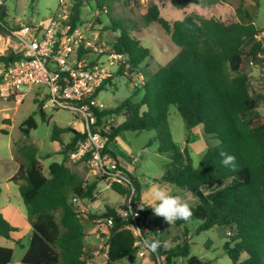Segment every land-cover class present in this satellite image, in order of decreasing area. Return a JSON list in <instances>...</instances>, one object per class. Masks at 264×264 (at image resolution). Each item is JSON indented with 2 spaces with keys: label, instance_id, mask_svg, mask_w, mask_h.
<instances>
[{
  "label": "trees",
  "instance_id": "obj_1",
  "mask_svg": "<svg viewBox=\"0 0 264 264\" xmlns=\"http://www.w3.org/2000/svg\"><path fill=\"white\" fill-rule=\"evenodd\" d=\"M91 1L98 11L106 14L109 28L118 32L108 47L122 59L106 82L125 75V70L144 75V83L136 87L137 92L143 90L142 98L133 102L127 97L115 107L94 110L92 131L108 137L104 150L116 159L109 145L119 132L154 130L156 134L150 142L158 144V152L166 159L157 180L189 191L198 199L191 206L192 216L188 221L166 222L168 234L173 236L170 240L169 235L156 230L159 217L152 209L140 208L139 179L124 170L131 185L112 182L110 188L124 196L126 202L117 209L106 205L102 212L87 213L88 220L97 226V233L106 236L103 245L96 249L105 252L107 264H112L136 252L138 239H147L159 241L155 252L148 249L154 264H159L158 259L163 264H177L178 259H184V264H201L198 257L190 254L188 235L195 221L197 233L215 226L223 229L222 250L232 264H264V115L259 112L264 107V78L257 79L260 89L253 93V77L245 69L247 62L259 60L258 54H264V38H256L264 28L253 22L259 0H255L252 13L245 8L244 0H172L179 8L192 2L201 6L227 2L234 6L233 13L225 19L193 12L172 22L160 15L156 4H149L141 15L143 23L159 24L178 47V52L154 71L142 66L150 51L130 33L137 29L136 22L113 16L117 6L132 13L138 1L72 0L68 13L72 27L82 23V6ZM9 16L3 0L0 33L7 34L14 28ZM20 57L9 50L0 55V61L9 63ZM171 106L184 121L186 142L199 125L208 138L217 140L216 144L207 146L197 167L193 166L186 145L181 148L171 137L168 124ZM36 107L44 118L37 99ZM116 116L121 120H116ZM6 122L9 121L3 119ZM35 127L30 115L19 125V130L28 135ZM65 132L71 133V137L62 142L60 135ZM85 137V132L71 126H53L51 139L61 143L63 160L52 162L48 175L42 171L38 148L33 142L24 138L13 143L19 165L10 180L18 183L32 228L28 247L20 260L22 264H85L94 256L95 249L85 241L84 219L75 200L94 199L99 179L88 181L67 163L69 153ZM221 152L235 156V171L222 164ZM131 187L134 194L129 208ZM121 211H127V215L122 216ZM134 212L140 216L134 217ZM108 218L112 223L104 231L97 219ZM129 224H141L147 230L138 237L127 227ZM15 230L0 214V236L9 239ZM12 260L13 249L0 245V264H11Z\"/></svg>",
  "mask_w": 264,
  "mask_h": 264
},
{
  "label": "rangeland",
  "instance_id": "obj_2",
  "mask_svg": "<svg viewBox=\"0 0 264 264\" xmlns=\"http://www.w3.org/2000/svg\"><path fill=\"white\" fill-rule=\"evenodd\" d=\"M4 1L9 10V22L13 25L16 20L25 22L30 17L34 21H45L60 12L58 0H33L32 2L30 0ZM137 1L138 5L134 7L132 13H129L128 9L123 10L117 6L113 16L114 18L132 19L136 22L137 29H132L130 33L140 39L141 43L149 49L150 57L145 59L142 66H148L151 70H156L165 65L178 52V47L173 44L170 36L166 34L159 24L151 23L145 25L143 23L141 15L149 4H156L159 8L160 15L170 22L176 19H182L185 15L193 12L205 17L214 16L225 19L234 11L233 4L227 2L216 3L210 6H201L196 2H192L183 8H179L173 5L172 0ZM243 4L252 13L255 0H244ZM81 21V30L86 36L93 40L102 41L106 45L110 44L118 34V32L109 28L110 23L108 17L104 12L98 11L92 1L88 4L84 3V6H82ZM253 22L258 28H264V0H259L257 13ZM1 35L6 36L4 33H1ZM0 38L2 39V37ZM5 47L6 41L4 39L2 41L0 40V51L5 50ZM99 58L106 62L104 55ZM111 68L113 69L114 67ZM245 69L253 77L251 81L252 92H258L260 88L256 81H258L257 79L264 78L263 59L255 60L253 64L247 62ZM134 76L135 74L132 73L129 74V78L126 75L114 77L111 83H106L98 93V99L103 101L107 107H115L127 97H131L133 102H138L142 98L143 90L140 89L137 92L136 87H139L140 84L137 83ZM35 92H41V88H34L27 91L19 102L13 98L3 99L0 97V214L16 228L11 233L9 239L0 236V245L13 249L12 264L20 262L28 247L32 233L26 207L20 196L18 183L9 179V176L15 173L18 166L15 154L13 153V143L15 141L20 142L24 138L34 142L38 147V158L43 167L42 171L45 175H48V166L52 162H61L63 160V155L56 152L57 149L61 148V143L51 139L52 128L54 125H66L70 119H73V113L65 109L55 111L44 109L45 117L43 118L37 111L34 101ZM259 112L264 115V107L260 108ZM4 113H8V117ZM30 115L33 116L36 127L31 129L28 135H24L19 130V125ZM4 118L10 121L4 124ZM115 119L120 121L121 117L116 116ZM168 124L173 141L181 148L186 145L194 167H197L207 146H212L217 142V140L208 138L205 135L201 125L192 130L189 142H186L184 121L174 106H171L169 109ZM127 133L130 135L133 144L132 158H136L135 170H133L134 174H138L140 178L147 180H151L155 175H159L161 173V166L165 163L166 159L163 154L158 152V144L155 141L150 142L155 137V131L143 130L141 134L132 131H128ZM193 134L196 136L199 134L200 139L198 141L193 140ZM68 138L69 133L60 135V139L63 141H66ZM79 173L88 181L99 179L95 192V201L92 199L85 202L91 211H102L106 205L116 209L121 203L126 202L124 196L114 192L104 178L90 171L85 163H83V170ZM86 204H84L85 207ZM85 218L83 217V219ZM85 220L84 229L87 232L85 241L89 244L93 243L101 246L103 238L96 232L97 226L88 220V218ZM166 222L164 218L159 217L158 224L155 228L164 235H169V227ZM196 226L197 223L192 221L188 235L190 254L198 257L202 261L201 264L209 262H211L210 264H232L230 258L222 250V243L224 241L223 229L215 226L207 231L197 233L194 230ZM171 234L173 235V233ZM172 237L169 235L170 240L173 239ZM96 248L94 245V256L85 264H107L104 252ZM184 262H186L184 259L177 260V264H184ZM112 264L154 263L147 250L144 251L143 255H140L137 250L123 259L114 261ZM160 264L163 263L161 262Z\"/></svg>",
  "mask_w": 264,
  "mask_h": 264
},
{
  "label": "built area",
  "instance_id": "obj_3",
  "mask_svg": "<svg viewBox=\"0 0 264 264\" xmlns=\"http://www.w3.org/2000/svg\"><path fill=\"white\" fill-rule=\"evenodd\" d=\"M71 3L72 0H58V14L41 22L16 20L14 28L4 34L5 37L0 35V40L6 41V53L12 50L21 55L19 59L9 63L0 61V97L13 98L19 102L27 91L41 88V92H35V97L42 110L65 109L73 113V120L84 121L83 132L86 137L69 153V159L82 161L90 171L102 176L109 185L112 182L131 185L124 170L104 150L108 137L91 129L96 119L94 110L107 107L97 95L109 77L117 71L122 57L102 41L86 36L79 22L76 27H72L68 22ZM256 38H264V32ZM81 48L83 51H80ZM5 50L0 51V55L6 54ZM102 55L106 57V62L100 60ZM258 58L264 61V54H258ZM249 63L253 64L254 61ZM124 73L127 76L134 73L137 83H144L143 73H129L127 70ZM133 194L134 188L131 187L127 204L129 208ZM75 203L80 216L87 218V212L80 206L79 201L75 200ZM121 215L126 216L127 211H121ZM133 216L140 215L134 212ZM97 222L103 224L104 231L112 223L110 218L97 219ZM139 225L129 224L127 227L140 237L141 232L147 229ZM140 243L144 246L142 239H138L137 244ZM144 248L148 249L145 246ZM161 261L162 259H158L159 264Z\"/></svg>",
  "mask_w": 264,
  "mask_h": 264
},
{
  "label": "crops",
  "instance_id": "obj_4",
  "mask_svg": "<svg viewBox=\"0 0 264 264\" xmlns=\"http://www.w3.org/2000/svg\"><path fill=\"white\" fill-rule=\"evenodd\" d=\"M26 21H33L32 17L28 18ZM1 35V33H0ZM150 69V67H148ZM154 71V70H152ZM34 101L36 103V97L34 96ZM6 114V116L8 117V113H4ZM5 119V118H4ZM7 121H10L7 119ZM24 121V120H23ZM6 124V123H4ZM65 126H71L73 129L77 130V131H83L84 129V121L81 120V119H77V120H73V119H70V121L67 122L66 125H59V127H65ZM128 131H121L119 132L115 139L110 143V148L115 152L116 154V161L117 163L119 164V166L123 169V170H126L128 171L129 173L133 174L134 176H136L142 183V189H141V193H140V202L143 203V199H144V195L147 191V189L152 185V184H159L167 189L170 190V193L173 194V195H180L181 197H183L189 204L190 206H195L197 203H198V199L196 196H194L191 192L189 191H186V190H181L179 189L178 187L172 185V184H169V183H166V182H162V181H159L157 180L161 174H162V167H161V173L159 175H155L151 180H147V179H144V178H140L138 176V174H134V171L135 170V159L136 158H132L133 154H132V148H133V144H132V140L130 138V135L127 133ZM134 132V131H132ZM65 133H69V132H65ZM138 134H141V131L140 132H137ZM64 134V133H62ZM191 135V134H190ZM137 136V135H136ZM193 136V140H196L198 141L200 139L199 137V134L196 136V135H192ZM71 137V133H69V138L66 140V141H63L61 140L62 142H67L69 141ZM55 141V140H53ZM192 141V140H191ZM34 143V142H33ZM35 144V143H34ZM36 145V144H35ZM37 146V145H36ZM13 148V146H12ZM38 148V147H37ZM60 149H57L56 152H59L60 153ZM141 149V148H140ZM48 156V155H46ZM16 159V158H15ZM39 159V158H38ZM17 160V159H16ZM17 165H19V162L17 161ZM67 163L74 169H76L78 172H80L81 170H83V162L82 161H72L69 159L68 157V160H67ZM18 168V166H17ZM43 169V167H42ZM17 170V169H16ZM94 175V173H92ZM13 175V174H12ZM10 175L9 176V179L10 177L12 176ZM82 175V174H81ZM89 175V174H88ZM83 176V175H82ZM107 182V181H106ZM108 183V182H107ZM98 184V183H97ZM109 185V183H108ZM110 186V185H109ZM97 188V187H96ZM87 200H80L79 203H80V206L84 208V210L88 213H92V212H102L101 210H94V211H91L90 208L87 206V204L85 203ZM94 201H95V198H94ZM125 201H126V198H125ZM86 204V207L85 205ZM122 204V203H121ZM87 210H86V209ZM117 209V208H116ZM87 219V218H85ZM84 219V222L86 221ZM92 222V221H91ZM93 223V222H92ZM85 230V229H84ZM96 232H97V229H96ZM85 233L87 234V232L85 231ZM101 236V235H100ZM103 238V243L104 241L106 240V236H101ZM87 243V242H86ZM103 243L101 244V246L103 245ZM90 247L94 248V245L95 247H99L97 244H89L87 243ZM142 248V250H141ZM139 252H142L141 255H143L144 251L147 250L149 252L148 249H145L143 245H138V249H137ZM104 255L106 256L105 252H104ZM150 255V253H149ZM93 258V257H92ZM91 258V259H92ZM90 259V260H91ZM154 263V262H153ZM12 264V263H11ZM13 264H22L21 261L20 262H16V263H13Z\"/></svg>",
  "mask_w": 264,
  "mask_h": 264
},
{
  "label": "clouds",
  "instance_id": "obj_5",
  "mask_svg": "<svg viewBox=\"0 0 264 264\" xmlns=\"http://www.w3.org/2000/svg\"><path fill=\"white\" fill-rule=\"evenodd\" d=\"M223 157L222 164L225 167H231L236 170V158L233 155L221 152ZM140 208L152 209L155 216L163 217L168 223H174L177 220L188 221L192 216L190 204L180 195H173L170 190L159 185L152 184L146 191L143 203ZM144 246L155 252L159 241L144 240Z\"/></svg>",
  "mask_w": 264,
  "mask_h": 264
}]
</instances>
